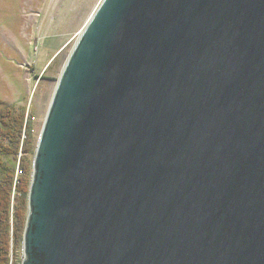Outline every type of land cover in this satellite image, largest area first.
I'll return each mask as SVG.
<instances>
[{
  "label": "water",
  "instance_id": "1",
  "mask_svg": "<svg viewBox=\"0 0 264 264\" xmlns=\"http://www.w3.org/2000/svg\"><path fill=\"white\" fill-rule=\"evenodd\" d=\"M22 264H264V0H103L38 140Z\"/></svg>",
  "mask_w": 264,
  "mask_h": 264
},
{
  "label": "rangeland",
  "instance_id": "2",
  "mask_svg": "<svg viewBox=\"0 0 264 264\" xmlns=\"http://www.w3.org/2000/svg\"><path fill=\"white\" fill-rule=\"evenodd\" d=\"M102 1L0 0V122L3 108L32 114L39 140L61 73ZM20 156L33 172L35 155ZM16 172L18 178L19 165Z\"/></svg>",
  "mask_w": 264,
  "mask_h": 264
},
{
  "label": "trees",
  "instance_id": "3",
  "mask_svg": "<svg viewBox=\"0 0 264 264\" xmlns=\"http://www.w3.org/2000/svg\"><path fill=\"white\" fill-rule=\"evenodd\" d=\"M2 110L6 112L0 122V264H22L16 251H23L32 171L20 154L34 156L38 139L33 135L32 114ZM17 165L22 172L18 178Z\"/></svg>",
  "mask_w": 264,
  "mask_h": 264
}]
</instances>
